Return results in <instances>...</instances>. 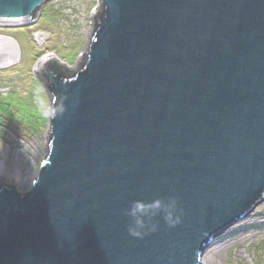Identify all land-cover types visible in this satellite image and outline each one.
<instances>
[{
	"label": "water",
	"instance_id": "1",
	"mask_svg": "<svg viewBox=\"0 0 264 264\" xmlns=\"http://www.w3.org/2000/svg\"><path fill=\"white\" fill-rule=\"evenodd\" d=\"M48 1L0 0V28ZM21 56L0 33V69ZM53 61L46 155L0 187V264H201L264 199V0H99L70 74ZM169 197L179 224L128 233L132 201Z\"/></svg>",
	"mask_w": 264,
	"mask_h": 264
},
{
	"label": "rangeland",
	"instance_id": "2",
	"mask_svg": "<svg viewBox=\"0 0 264 264\" xmlns=\"http://www.w3.org/2000/svg\"><path fill=\"white\" fill-rule=\"evenodd\" d=\"M99 0H50L38 21L0 28L17 38L21 63L0 69V187L30 189L47 152L50 100L34 67L44 55L72 66L86 47L92 10ZM35 31L45 35L44 46ZM46 57V56H44ZM201 264H264V199L244 218L220 232L204 249Z\"/></svg>",
	"mask_w": 264,
	"mask_h": 264
},
{
	"label": "clouds",
	"instance_id": "3",
	"mask_svg": "<svg viewBox=\"0 0 264 264\" xmlns=\"http://www.w3.org/2000/svg\"><path fill=\"white\" fill-rule=\"evenodd\" d=\"M124 216L130 218L127 231L133 237H142L148 232L156 231L157 225L152 218L158 214L169 227L181 222L182 210L177 207V200L169 197L167 200L155 199L149 204L142 201H132L128 208L123 209Z\"/></svg>",
	"mask_w": 264,
	"mask_h": 264
},
{
	"label": "built area",
	"instance_id": "4",
	"mask_svg": "<svg viewBox=\"0 0 264 264\" xmlns=\"http://www.w3.org/2000/svg\"><path fill=\"white\" fill-rule=\"evenodd\" d=\"M98 6V5H97ZM97 6H96V8H97ZM95 8V9H96ZM95 9H93L92 10V14H93V12L95 11ZM33 37H34V39H36L35 41H37V42H39V45H40V43H41V47H43L44 46V43H45V40H46V37H45V35H42L40 32H38V31H35V33H33ZM44 58V56H42V59Z\"/></svg>",
	"mask_w": 264,
	"mask_h": 264
},
{
	"label": "trees",
	"instance_id": "5",
	"mask_svg": "<svg viewBox=\"0 0 264 264\" xmlns=\"http://www.w3.org/2000/svg\"><path fill=\"white\" fill-rule=\"evenodd\" d=\"M53 64L56 65L58 71H62V72H64L65 74H70L69 71H68V69H67L64 65L59 64V63H57V62H55V61L52 62V65H53ZM38 77H39V76H38Z\"/></svg>",
	"mask_w": 264,
	"mask_h": 264
},
{
	"label": "bare ground",
	"instance_id": "6",
	"mask_svg": "<svg viewBox=\"0 0 264 264\" xmlns=\"http://www.w3.org/2000/svg\"><path fill=\"white\" fill-rule=\"evenodd\" d=\"M44 56H54V58L57 60V56H56V55H52L51 53H50L49 55H44ZM261 201H262V200H261ZM261 201H260V202H261ZM260 202H259V203H260ZM259 203H258V204H259ZM258 204H257V205H258ZM257 205H256V206H257ZM256 206H255V207H256ZM244 217H245V216H244ZM244 217H243V218H244ZM204 256H205V251L203 252L202 257H201V263H203V262L205 261V257H204Z\"/></svg>",
	"mask_w": 264,
	"mask_h": 264
}]
</instances>
